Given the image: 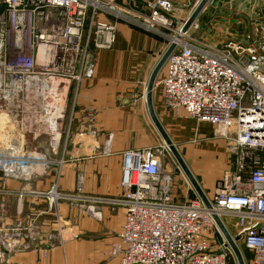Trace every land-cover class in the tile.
Wrapping results in <instances>:
<instances>
[{
  "label": "built area",
  "instance_id": "1",
  "mask_svg": "<svg viewBox=\"0 0 264 264\" xmlns=\"http://www.w3.org/2000/svg\"><path fill=\"white\" fill-rule=\"evenodd\" d=\"M151 7L145 24L170 29L171 3L156 0ZM119 10L114 0H0V111L32 134H48L57 150L69 101L95 74L90 48L111 49L115 42L117 21L101 15L119 18ZM183 23L155 87L166 106L210 123L214 138L229 141L233 172L206 194L207 207L196 193L174 197L172 175L162 172L154 149L130 150L121 197L88 200L124 208L121 264H228L233 250L214 215L227 229L233 224L237 233L230 234L251 251L248 262L242 252L245 264H264V25L246 35L247 45L216 46L186 37ZM31 167L18 148L0 153L7 175L27 177ZM48 197L55 204L64 195L54 187Z\"/></svg>",
  "mask_w": 264,
  "mask_h": 264
},
{
  "label": "crops",
  "instance_id": "2",
  "mask_svg": "<svg viewBox=\"0 0 264 264\" xmlns=\"http://www.w3.org/2000/svg\"><path fill=\"white\" fill-rule=\"evenodd\" d=\"M154 1L114 0L122 13L119 18L109 17L118 23L114 45L95 51L94 77L86 79L75 100L71 99L57 150H53L48 134L32 135L14 122L11 112L0 111V153L18 148L32 161L27 177L0 171V241L11 229L8 234L15 245L6 250L0 244L3 263L121 264L117 246L124 208L88 199L121 197L126 153L152 148L158 139L145 95L151 73L172 43L173 34L170 29L145 24ZM166 1L173 6L172 21L180 24L201 0ZM232 1L244 11L257 0ZM246 15L252 18L251 13ZM252 25L246 28V35L254 31ZM154 95L158 117L174 142L191 145L186 155L197 160L191 161L190 167L205 193L211 195L223 171L217 168V149L206 141L214 137L212 125L169 108L161 95ZM202 153L209 157L206 162L198 158ZM207 164L218 170L207 174L203 168ZM54 187L64 195L55 204L48 197ZM173 194L178 200L183 197L176 189ZM228 229L236 235L233 224L229 223ZM26 245L30 247L24 248Z\"/></svg>",
  "mask_w": 264,
  "mask_h": 264
},
{
  "label": "rangeland",
  "instance_id": "3",
  "mask_svg": "<svg viewBox=\"0 0 264 264\" xmlns=\"http://www.w3.org/2000/svg\"><path fill=\"white\" fill-rule=\"evenodd\" d=\"M261 6H262V0H257L256 3L249 4V6L244 11H242L239 9V7L235 6L234 1L232 0H209V2L207 3V5L204 7L201 14L199 15L198 19L195 21V25L192 26L186 32V34L188 33L187 34L188 36L186 37H190L191 39H196L200 42L209 43L216 46H224L229 44L240 45L243 42L248 43L246 42L247 41L246 30L250 29V25L253 24L252 25L254 29L253 32L254 33L256 32V34L261 29L259 28V25H264V16L261 12ZM245 13L246 14L251 13L252 20ZM110 16L112 15L104 13V15H101V18L107 20L109 19ZM182 23L176 24L175 22H173V24L170 26L171 28L169 31H171L173 35L176 33L179 34ZM241 39H244L243 42H240ZM95 51H96L95 48H90V57H89L90 61L91 59L94 60ZM153 93L155 94L154 96H156V98L157 96L159 97L161 95V87L159 86L155 87ZM71 105L72 103L70 100L69 109L71 108ZM206 141L211 143V145L214 144V147H212V149L215 150L217 149L216 152L218 153L217 156H215L217 157V161L219 162V164H217L218 166L217 168L220 167L221 170H223L221 177L220 178L218 177L215 181V186H216V183L219 182V179L223 178L227 173L233 172L235 159L232 153L230 152L229 141H226L224 139H216L214 137H210L209 139L207 138ZM174 143L176 144V147L178 148L184 160L191 169L190 167L192 164L191 161L197 160L196 158L190 159L186 155L191 145L177 143V142ZM152 148H154L155 154L162 161V172L169 173L172 175V178L174 180L173 189H176L177 192H181L183 194V197L180 198L179 201L185 199L186 195H188V197H192L193 193H196L195 190L190 184L186 174L180 167L179 163L173 156L169 147L164 143V140L159 134V132H158V139L157 141L155 140L153 142ZM209 155L213 156L211 153H209ZM198 158H200L199 160L201 159L204 160V162H206L209 159V157L205 156L204 153H202V155L200 154ZM209 167L208 164L205 167H203L206 169L207 174H212L218 170L216 168L209 169ZM185 181H187V183L190 185V190L188 189L189 185L188 184L186 185ZM183 190L185 192H183ZM10 230L5 231L4 238H2L0 241V244L6 250H10L15 246L13 244L11 247H9L5 244L7 242H11L9 237L6 236V234L11 233ZM238 243L240 245L242 252L244 253L246 262H248L252 256L251 251L246 249L245 246L240 241ZM29 247L30 246H25L24 248H29ZM1 256H3V253L0 251V264L3 263ZM228 264H238L234 253L230 256Z\"/></svg>",
  "mask_w": 264,
  "mask_h": 264
},
{
  "label": "water",
  "instance_id": "4",
  "mask_svg": "<svg viewBox=\"0 0 264 264\" xmlns=\"http://www.w3.org/2000/svg\"><path fill=\"white\" fill-rule=\"evenodd\" d=\"M208 2H209V0H201L198 3L197 7L194 9L192 14L183 23V27L181 29L182 33H186L192 26L195 25V21L198 19L199 15L201 14L202 10L204 9V7L207 5ZM261 12L264 15V0H262ZM175 48H176V44L174 42L171 43L151 73V76H150L148 84H147L146 95H145L146 96L147 109H148L149 116H150L154 126L156 127L159 134L163 138L164 143L169 147L173 156L175 157V159L179 163L180 167L182 168V170L186 174V176H187L190 184L192 185L193 189L198 194V196L202 199V201L205 203V205L207 207H210V202L208 200V197H207L205 191L201 187L196 176L194 175L192 170L189 168L188 164L184 160L180 151L176 147V144L174 143L173 139L170 137L166 128L162 124L160 118L158 117V114L156 112L154 102H153V92H154V88H155L156 79H157L160 71L164 67L168 57L174 51ZM214 219H215L219 229L223 233L227 243L232 248L238 264H245L242 250L238 244V241L241 240V236L238 235L236 237H232V235L230 234V232L228 231V229L226 228V226L224 225L222 220L217 215H214Z\"/></svg>",
  "mask_w": 264,
  "mask_h": 264
}]
</instances>
